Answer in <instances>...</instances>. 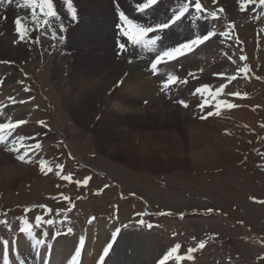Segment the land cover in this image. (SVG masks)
Here are the masks:
<instances>
[{
  "label": "rangeland",
  "instance_id": "rangeland-1",
  "mask_svg": "<svg viewBox=\"0 0 264 264\" xmlns=\"http://www.w3.org/2000/svg\"><path fill=\"white\" fill-rule=\"evenodd\" d=\"M170 1V5H165L167 7L156 14L147 11L145 15L151 18L167 16L174 8L172 0ZM59 2L58 5V0H54L58 14L60 13L58 7L66 8L63 0ZM119 2H122L126 10H131V7L127 6L131 1L119 0ZM79 3L84 9L77 22H71L64 10L62 14L60 13L64 16L59 15V18L54 20L49 18L50 26L43 24L45 18L40 12H37L38 23H33L31 12L27 17L19 6L14 8L18 11L15 15L21 17L30 30V37L23 41H20V37L16 34H12L14 30L7 31L0 19L1 25L7 31L5 33L0 27V40L10 45L11 52L16 55L14 51L18 40V43L24 44L23 52L12 64L2 55L0 56V81L3 78L0 82L3 83L0 87V102H2L0 107L7 108L1 114L4 112L8 120L16 121L25 116L29 118L28 123L22 129H18L20 136L24 135L22 130L27 131V135L38 129L44 130L43 139L38 141L43 152H51L50 156L55 155L53 152H58L56 153L59 154L58 156L63 154L67 159V164L60 162L63 166H59L58 169L70 170L73 174L76 172L75 181L83 182L85 175H92V184L88 187V185H77L75 182H65L63 186L64 181L60 176L47 173V169L42 172L40 165L37 166L35 163L17 160V152L9 154L8 148L13 147L11 142L7 147L1 146L0 155L7 156L11 160H9L10 165H22L31 172H28V176L18 177L12 181L8 180L6 175L0 180V220L9 221L8 225H0V237L13 236L21 226L22 217H27L34 223L35 216L47 212L44 210V205H49L58 219L60 211L72 204V199L66 201L63 197L71 194L73 200L76 199L79 204L76 213L68 212L61 215L64 216L63 221L68 223L66 228L71 226L74 230L73 234H70L72 236H64L65 238L79 234L80 224L86 221L88 214L94 213L98 215L95 222H100L101 225H91L92 229L90 230L91 227L88 229L91 233L86 235L93 238L94 246L103 249L112 235L111 231L121 224L123 228L121 236L118 237L111 254L106 259L109 264H155L160 259L164 245H173V243L181 245L183 256L192 257L188 261L187 259L182 261L184 264L185 262L186 264H264V204L258 205L251 201V198H259V202L260 200L264 202V5L260 0H202V4L209 10L207 14L202 13L201 16L203 24L208 25L205 31L215 27L220 31L217 30L218 35L211 39L207 46L197 50L193 58L187 55L177 62L187 59L191 62L185 61L188 63L183 65L185 67L181 71L183 73H193L197 65L201 77L200 86L207 84L213 88L219 84H228L227 92L230 96L224 101L234 104L239 107L238 109L245 107L250 110L249 121L246 119L249 118L248 116L243 118L246 121L245 127L233 130L234 126L229 125L228 122L233 118L234 109L230 110L226 105L222 110L216 109L213 105L197 109L195 104H192L193 108L190 110L194 112L189 114V109H180L179 106L162 101L164 97L158 96L154 89L156 84H153L152 93L137 94L135 90L138 84H136L126 87L120 94L114 96V92L122 84L118 85L121 78L115 77L116 80L109 82L106 87L94 88L92 92L77 90L75 84L78 85V82H75L74 78L78 72L79 61L87 66L89 56L100 57L104 53L109 54L110 59L121 67L117 71V77L126 72L129 75L133 68H137L136 65L143 66L137 62L128 65L125 58H121L127 56L125 54L117 56L114 39L116 31L113 24L114 7L112 10L106 7L105 12L95 13L94 9L104 5H100L95 0H79ZM173 3L177 5L181 4V1L174 0ZM220 9L223 11L221 12ZM110 11L114 13L112 18L108 16ZM211 12H216L217 17L213 18ZM151 18H147L144 23H151ZM61 23L67 28L66 32H60ZM105 27L106 33L102 30ZM195 28L193 25H188L183 31L188 34L182 37L179 30L174 32L180 39L191 38L204 32ZM179 29L183 30V27ZM226 29H230L228 36L219 35ZM53 31L58 36L63 35L64 41L53 39ZM81 33L83 36L79 37ZM107 37L111 42L109 49H100L94 43L97 40L107 41ZM83 38L88 43L84 41L82 47L75 48L74 44H78ZM237 38L241 42L236 41ZM81 52L86 54L80 56ZM243 64H249L247 69L238 76L239 78L231 80L230 77L236 74V69ZM88 67L92 74H97L96 64ZM186 68L192 70L189 72ZM124 74L121 76L124 77ZM218 74H224L230 80L219 79ZM58 75L62 76L59 80ZM72 75H75L73 80L70 79L69 83L65 82L64 88L61 87V80H66ZM146 76L149 79L153 78L148 73ZM122 80L124 81V78ZM237 92L240 96L235 95ZM13 96L15 100L12 101L10 98ZM75 99H84L87 107V103L93 104L94 107L83 117L80 114L75 115L78 108L73 105L80 106V103H74ZM126 99L131 102H126ZM144 100H149L148 104L143 105ZM150 103L153 105L148 108ZM13 106L21 109L16 116L10 111ZM162 106L166 108L163 111L165 118L156 111ZM199 109L205 114L211 111L213 115L205 118L204 115H198L201 113ZM26 110L28 114L25 115ZM88 110L90 111L89 107ZM106 110L109 111L102 121L101 117ZM216 112H219V115H216ZM141 115L145 124L138 121ZM117 116L126 118L127 128L118 129L121 127L115 122ZM168 116H174L177 121L170 123V126L169 122H166V125L163 119L167 120ZM41 120L47 124V127L37 123ZM190 121L200 124L195 125L198 131L196 134L188 126ZM166 130H171L178 139L179 146L184 150L177 152L175 147L172 149L160 147L149 152L147 148L150 155V160L147 161L141 151L144 147L139 150L140 153L137 151L139 146L141 147L142 139H145V132L150 134V143L159 147ZM104 134H108L109 141L105 140L107 143L102 142ZM229 137L233 140L227 144L225 138ZM41 148L36 149L33 142H28L23 150L40 151ZM69 151L79 158L73 160L69 157ZM3 168L5 167L2 165L1 169ZM99 168L110 176L107 178L109 184L112 185L115 181L121 185L119 191L122 194L134 192L136 195L133 199H122L118 196L117 188L106 189L104 195H98L95 191H98L106 181L99 175ZM114 201L117 205L112 208ZM117 207L121 210V215L115 210ZM147 208L151 209L150 212L145 211ZM207 208L222 210L223 213L217 214L215 211L205 215L203 212ZM138 211L148 213L143 220L153 225L151 229L138 225L137 221L141 218L137 219L133 216V213ZM161 211H164L165 215L160 214ZM108 215H117V217ZM117 218H122V221ZM128 220L133 221L136 226L125 229L123 225L128 224ZM229 221L230 224L227 225ZM242 222L245 225H241ZM95 228H98L97 231L104 229L102 242L96 234L91 235ZM36 230L39 232V229ZM48 231L52 233L53 229L48 228ZM150 234L156 237L152 242L153 256L147 258L142 254L145 259L138 258L140 243L141 241L147 243ZM255 240L257 242H254ZM201 243L204 244L203 248L200 247ZM189 249L196 251L190 252ZM101 252L98 255L88 254L83 258L82 264L96 262Z\"/></svg>",
  "mask_w": 264,
  "mask_h": 264
},
{
  "label": "snow or ice",
  "instance_id": "snow-or-ice-1",
  "mask_svg": "<svg viewBox=\"0 0 264 264\" xmlns=\"http://www.w3.org/2000/svg\"><path fill=\"white\" fill-rule=\"evenodd\" d=\"M158 0H141V2L137 3V10L140 14H145L147 10L153 8V6L157 5ZM260 3L264 5V0H260ZM63 4L66 5L67 14L70 18L71 22L78 21V10L74 4V0H63ZM21 8L31 9V20L33 23H38L37 21V10L40 11L41 15L45 18L43 20V24L46 26L49 25V18L50 19H58L59 14L56 10L54 0H22V3L18 5ZM113 7L118 13V18L120 21V26L118 28V32L120 37L127 38L123 42H118V49L123 52L126 50V45L128 42L136 47L138 46L139 49L149 53L154 54V57L149 59L150 68L148 69L154 75L158 74V67L160 68H174L175 65H172L171 62L177 61L180 57H185L186 55H190L194 53V50L200 47L201 45L207 46L206 42L210 41L211 38L216 37L218 33L216 31H209L207 34L203 35H195L194 38H186L180 39L176 33L173 31L174 26H179V23L182 22V18L189 14L190 12V3L185 2L183 3L178 9L173 8L171 10V15L168 19L164 22L158 23H141L129 17L124 10H121L119 0H114ZM194 7L196 13H201L202 5L200 0H194ZM243 9V8H242ZM222 12L223 9H220ZM210 15L213 18L217 17L216 12H211ZM5 17H0V19H4ZM15 31L20 36V41H23L30 37V30L25 24L22 23V18H17L15 20ZM67 28L63 23L60 24V32H66ZM219 35L221 36H228L227 32H220ZM52 38L58 39L59 41H64L65 37L63 35H57L55 31L52 32ZM19 42V41H17ZM38 42V41H34ZM243 59V57H241ZM131 62V61H129ZM201 71H203L201 69ZM232 79H236L235 76ZM174 82H178L180 84H187L188 81L184 79H180L176 75H167V79L163 84L162 91H167L169 89V85L173 84ZM118 83H122V81H118ZM224 88L221 87L219 91L215 93L216 96H220L223 93ZM202 93H209V96L212 95L210 92V86L205 84L201 87H197L193 91V95H199ZM236 96H240V93H235ZM177 103L183 106L185 109L189 107V104L186 100H177ZM222 104L226 105L228 108H234L235 105L228 103L227 101H222ZM208 105V100L204 99L203 103L200 104L201 108H204ZM231 105V107H229ZM216 108H220L221 104H215ZM219 115V112L215 113ZM208 115L211 116L213 113L211 111L208 112ZM206 118V117H205ZM27 123L25 119H19L13 122L12 120L7 121H0V145L5 147L8 146V143L11 142L13 147L8 148V153L12 154L13 152H18V149L14 148L16 143H21L22 148L24 147L25 138L20 136L19 134V127ZM38 124L42 127H47V124L44 121H38ZM41 145L36 144V149H40ZM27 153L25 155H16V159L22 162L31 161L26 159ZM40 169L41 171H45L47 169L48 172L52 171V168L47 165V162L41 161L40 162ZM62 179L71 180L72 177L70 175L62 176ZM77 185L81 183L87 184V180L83 182L77 180L75 181ZM64 200H69V197H63ZM46 211L50 214L52 209L47 208L44 206ZM29 211H32L29 209ZM63 215V212L59 213ZM163 214V213H162ZM22 223L19 227L18 231L24 234L28 240L31 241V244L37 250L45 249L48 250L51 248V242L55 241V238L63 237L66 235L73 234V227L68 226L66 228V233L60 230L61 226L64 224V221H57L53 218H45L43 215L35 216V222L33 223L27 217L20 218ZM95 221V217H92L88 223H93ZM139 226L147 227L151 229L153 225L151 223H146L145 220L139 219L137 221ZM9 221L7 219L0 220V225H8ZM47 226V227H45ZM136 225H128L125 224L123 227L125 229L129 227H135ZM35 229H39V232L34 231ZM48 228H52V234L50 237V233ZM121 229L116 228L115 231L112 233L111 239L115 241L116 237L120 234ZM58 242V241H56ZM10 241L9 239H3L2 245L7 248ZM85 244V239L83 236L79 238V245L83 247ZM200 247L203 248L204 244L201 243ZM113 248L112 243H107L105 247L102 249V255L99 256V264H105V257L109 256L110 250ZM180 248L181 245L177 244L171 248L161 259H159L158 264H169V261L173 259L175 261H181L184 259H192L191 256H183L180 255ZM190 252H195L196 249H189ZM81 256V251L76 250L75 256L72 259V264H77L76 258ZM5 264H8V257H5Z\"/></svg>",
  "mask_w": 264,
  "mask_h": 264
},
{
  "label": "bare ground",
  "instance_id": "bare-ground-1",
  "mask_svg": "<svg viewBox=\"0 0 264 264\" xmlns=\"http://www.w3.org/2000/svg\"><path fill=\"white\" fill-rule=\"evenodd\" d=\"M173 1L174 0H172V4H174L173 3ZM180 1V0H179ZM95 2H97V3H100V5H104V6H102L101 8H99V9H94L93 10V12H95V13H98V12H100V13H103V12H105V10H106V7H109L111 10H112V7H113V2L111 1V0H95ZM131 2H137V3H139V2H141V0H131ZM122 3V2H121ZM74 4H75V6L77 7V10H78V19H80V15L82 14V11H83V7L81 6V3H79V0H74ZM171 4V1L170 0H166L165 1V3H164V0H160L159 1V3L157 4V5H155V6H153V8H151V9H149V10H147L148 12H150V13H152V14H156L157 12H159V11H161L163 8H165V7H167V6H165V5H170ZM130 5V4H129ZM129 5H127L128 7H131V5L129 6ZM20 9H21V11H23V13H24V15L25 16H29L30 15V12H31V9H26V8H21V7H19ZM18 11H16V10H14V8H10V7H8L6 10H0V17H5L4 19H1L2 20V22L4 23V27H5V29H7V31H12V30H14L15 29V20L17 19V18H21V17H19V16H16L15 14L17 13ZM113 12H109L108 13V16L110 17V18H112L113 17ZM165 16V15H164ZM163 16V17H164ZM161 18V17H160ZM115 20H116V17H115ZM22 23L24 24L25 23V21L22 19ZM147 23H149V22H147ZM146 23V24H147ZM152 23V22H151ZM102 30H103V32H105L106 30H107V28L105 27V28H102ZM174 31V30H173ZM107 32V31H106ZM105 32V33H106ZM107 35H109V34H107ZM82 37L83 36V34L81 33V34H79V37ZM106 40L107 41H99V40H97V42H95L94 41V43L96 44V46L98 47V48H100V49H109L110 47H111V42L110 41H108V37L106 38ZM84 41L86 42V43H88L87 41H86V39L85 38H83L82 40H80L79 42H78V44H74V47L76 48V47H82V45L84 44ZM23 46H24V44H22V43H17L16 44V47H15V53H16V55H14L12 52H11V48H10V45L7 43V42H5V41H1L0 40V56L2 55V57H4L6 60H8L9 61V63L11 62V64L18 58V56L23 52ZM115 46H116V44H115ZM96 47V48H97ZM80 52V51H79ZM107 52V51H106ZM86 53H83V52H81L79 55L80 56H83V55H85ZM105 55V56H104ZM110 55L109 54H103L102 56H100V57H96V56H89L88 57V59H87V61H88V63H89V65H87V66H85V65H83V64H81V62L79 61V64H78V72L75 74V72H74V74L76 75V77L74 78V76L75 75H72V76H70L69 78H67L66 80H61V87H65L64 86V83L65 82H67L68 81V83L69 82H71V80L70 79H72L73 80V78L75 79L74 81L75 82H78V85L77 84H75V86L77 87V90H79V91H85V90H88V92H92L93 90L92 89H94V88H101V87H106L108 84H109V82H112L114 79H115V77H116V79H119V78H121L122 76L121 75H123L124 73H122L119 77H117V71H119L120 69H121V67L119 66V64L118 63H116L115 61H113V60H111L110 59ZM77 58H78V55H77ZM76 58V59H77ZM185 61H188V59L187 60H183V62H185ZM178 62V60L177 61H174V62H172L171 64L173 65H175L176 63ZM94 64H96L97 65V69L98 70H96L97 71V74H95L94 75V73L92 74L91 73V70H90V68L88 67V66H92V65H94ZM177 64H181V63H177ZM176 66V65H175ZM136 67L137 68H133V70L131 71V73L128 75H126L125 77H124V81L122 82V84H121V86L119 87V89H117V91H115L114 92V96L116 95V94H120L126 87H131V86H133V85H136V84H138V88L135 90V92L138 94V93H140L141 95L142 94H146L147 92L148 93H152V91H153V84H156V80H157V78H148L147 76H146V74H147V72H145L144 70H142V67L140 66V65H136ZM190 68V67H189ZM189 68H186V69H188L187 71H191L192 69H189ZM181 73L182 74H184V75H186V73H183V72H180V73H178V71L175 73V74H178V75H181ZM62 76H59L58 75V77H57V79L59 80L60 78H61ZM115 79V80H116ZM70 80V81H69ZM154 81V82H153ZM139 85H140V87H139ZM81 86V87H80ZM110 86V85H109ZM128 89V88H127ZM138 89H140L141 91L139 92V90ZM154 89L157 91L156 92V94L158 95V96H162L163 97V95H160L159 94V91H158V87H157V84H156V86L154 85ZM98 91V90H97ZM128 92V91H127ZM129 93V92H128ZM66 95H68L69 93H65ZM157 96V97H158ZM130 97V96H129ZM162 97H160L161 99H163ZM111 101L113 100V98H111L110 99ZM115 100V99H114ZM126 102H129V100L128 99H126L125 100ZM162 101H166V102H168L167 100H166V98L164 99V100H162ZM131 102V101H130ZM129 102V103H130ZM149 102V101H148ZM1 103L2 102H0V105H1ZM74 103H80V106H79V104H75V105H73V107H77L78 108V111H76L74 114L75 115H78V114H80L81 115V117H83L84 115H85V113H88L89 114V112H91V110L93 109V107H94V105L92 104H89V103H87L88 104V107H89V109H90V111L88 110V107L86 106V104H85V100L84 99H75V102ZM125 103V102H124ZM153 103H154V101H153ZM153 103H150L149 105H148V108H150L151 107V104L153 105ZM170 104H171V102H169ZM15 105H17L16 103H15ZM122 105V104H121ZM127 105V104H126ZM132 105H133V103H132ZM155 105V104H154ZM129 106V105H128ZM166 106V105H165ZM165 106H162L161 108H158V109H156V111H157V114L159 113V115H163L162 117L163 118H165L164 117V110H166V108L164 109V107ZM0 109H1V111H3L4 109H7V108H3V107H0ZM125 109H129V107H125ZM138 111L140 110V108L138 107V109H137ZM136 110V111H137ZM155 110V109H154ZM10 111H12V112H14V115L16 116V114H17V112H20L21 111V109L20 108H16V106H13V107H11L10 108ZM107 111H109V110H106V112H105V114L101 117V120L103 121L104 120V118L106 117V115H107ZM109 113V112H108ZM139 113V112H138ZM3 114H4V118L6 117V114L3 112ZM26 114H28V111L26 110L25 111V115ZM143 115H141V117H139L138 118V121H140L141 123H143V124H145V120H143V117H142ZM183 116V115H182ZM233 118L231 119V120H229V122L228 123H230L229 125H231V126H234L233 127V130H235V128H237V129H241V128H243V127H245V123H246V121L245 120H243V118L244 117H249L250 116V110L249 109H247V108H245V107H243V108H240V109H237V110H235L234 111V113H233ZM116 118V120H115V122H116V124L117 125H120V127L121 128H118V129H123V128H127L128 127V125H125V121H126V118H123L122 116H117V117H115ZM248 121H249V119H250V117L249 118H246ZM2 120V118H1V115H0V121ZM8 120V118L6 119H4V121H7ZM100 120V121H101ZM147 120V119H146ZM12 121H14V120H12ZM177 120L175 119V117L174 116H168L167 117V120L166 119H163V122H169L168 123V125L170 124V123H173V122H176ZM191 122V121H190ZM193 122V121H192ZM190 123L188 126L191 128V130L196 134L198 131L196 130V128H195V125H200L198 122H193V123ZM127 123V122H126ZM167 123H166V125H167ZM225 124V123H224ZM242 125H244V126H242ZM170 126V125H169ZM169 128V127H168ZM167 128V129H168ZM170 129V128H169ZM24 130H22V132H23ZM25 132V131H24ZM27 132V131H26ZM25 132V133H26ZM42 131H40V133H41ZM166 134H165V133ZM163 133V137H162V139H161V146H159V147H156L155 146V144L154 143H150V140H151V137H150V134L149 133H147V131L145 132V139H142V142H141V147L139 146V150H141V148L143 149V147H144V149L143 150H141L142 151V153L145 155V158H146V160L147 161H149L150 160V155H149V152L150 151H154V150H156V148H166V149H172L173 147H175V150H177V152H181V151H183L184 149H182L181 148V146H179L180 144H178V139L173 135V133L171 132V130H166V131H164ZM176 132V131H175ZM108 133V132H107ZM128 133V132H127ZM23 134V133H22ZM27 134V133H26ZM178 136V135H177ZM112 138H116V137H112ZM43 139V138H42ZM104 140L102 141V142H105V140L106 141H109V137H108V134H104V138H103ZM111 139V138H110ZM122 139V138H121ZM134 140H135V137H134ZM153 141V140H152ZM113 142V141H112ZM105 143H107V142H105ZM172 144L174 145V146H172ZM105 146V145H104ZM152 146V147H151ZM223 147H226V145H223ZM148 148V150H149V152H147V149ZM163 151H165V150H163ZM51 153V152H50ZM53 153H58V152H53ZM52 153V154H53ZM51 155V154H50ZM54 155V154H53ZM149 157V158H148ZM134 158V157H133ZM0 160L2 161H0V180H2L3 179V176H5L6 175V177H7V179L8 180H10V181H12L13 179H16V178H23L24 176H26L27 174H28V172H31V171H29L28 170V168H26V167H22V165L20 166V165H17V164H13V165H10L11 164V160L10 159H8L7 158V156H5L4 154H2V155H0ZM10 160V161H9ZM51 162V161H50ZM60 162V161H59ZM2 163V164H1ZM14 163V162H13ZM2 165L5 167V168H3V170L1 169L2 168ZM3 171V172H2ZM2 172V173H1ZM29 175V174H28ZM27 175V176H28ZM2 178V179H1ZM3 182V181H2ZM2 185H3V183H2ZM95 224H100L101 225V223L99 222V223H96L95 222ZM91 227V226H90ZM89 227V228H90ZM88 228V229H89ZM92 229V227L90 228V230ZM97 229L98 228H95L94 230H93V233L91 234V235H94L95 236V234H96V236L98 237V238H100V241L102 242V235L104 234V229H101V230H99V231H97ZM89 230V231H90ZM81 234H82V236L84 237V239H85V244H84V246H83V248L81 249V250H83L82 252H81V255L83 256V258H85L88 254H90V255H98L99 254V252H101L100 250H102V249H99L97 246H94L93 244H92V239L93 238H89V236H87L86 235V232H85V230H82L81 231ZM111 234H112V232H111ZM81 236V235H80ZM80 236H78V235H76L75 237H60V238H55V241H52L51 242V247H52V249H51V252H52V256H51V259H50V264H68L69 263V260L71 259V257L73 256V253H75V251L79 248V237ZM112 236V235H111ZM111 236H110V238L109 239H111ZM119 236H121V233H120V235ZM119 236H117L116 237V240H115V242H117V239H118V237ZM22 238H20V247H24L25 249H27L30 253H32L31 254V259H35L37 262H39V264L40 263H42V264H44L45 263V261H46V259H45V251H43V253L42 254H40V253H38V254H35V252H36V248H32V250H31V243H30V240H28L27 239V237L24 235V234H22V236H21ZM50 237H51V235H50ZM148 239H149V241L146 243V242H143V241H141V243H140V246H141V250H140V253H138V258L140 257V258H143L141 255L143 254V256L144 257H147V258H150V257H152L153 256V252H154V250H153V243L152 242H154V240L156 239V237H153V236H151V234H150V236L148 237ZM56 241H58V242H56ZM109 242V241H108ZM140 242V241H139ZM105 245V244H104ZM165 246V248H164V250H163V252H162V254H160V259L163 257V255H165L169 250H171V248L172 247H174L175 245H174V243H173V245H167V244H165L164 245ZM140 249V248H139ZM44 250V249H43ZM33 251V252H32ZM89 255V256H90ZM100 255H102V254H100ZM113 255V254H112ZM11 258H12V256H11V254L9 255ZM88 256V257H89ZM4 258V257H3ZM53 258V259H52ZM13 259V258H12ZM99 259V258H98ZM97 259V260H98ZM143 259H145V258H143ZM83 260V259H82ZM158 261H159V259L156 261V263L155 264H158ZM84 262V261H83ZM82 262V263H83ZM97 262V261H96ZM96 262H88L89 264H96ZM11 263V262H10ZM105 263H110V262H106L105 261ZM12 264V263H11ZM13 264H16L15 262L13 263ZM20 264V263H19ZM169 264H184V263H182V262H179V261H175L174 259L172 260V261H169Z\"/></svg>",
  "mask_w": 264,
  "mask_h": 264
},
{
  "label": "crops",
  "instance_id": "crops-1",
  "mask_svg": "<svg viewBox=\"0 0 264 264\" xmlns=\"http://www.w3.org/2000/svg\"><path fill=\"white\" fill-rule=\"evenodd\" d=\"M153 125H154V124H153ZM151 127H152V126H151ZM231 137H232V136H231ZM225 140H226V141H225ZM225 140H223V141H225L227 144H230V143L232 142L233 138H230V137H229V138H227V139L225 138ZM227 144H226V145H227ZM227 146H228V145H227ZM137 151H138V153H140L139 149H138Z\"/></svg>",
  "mask_w": 264,
  "mask_h": 264
}]
</instances>
